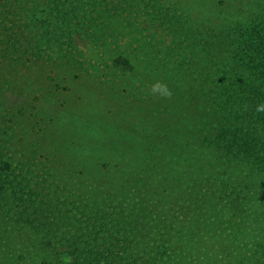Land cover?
<instances>
[{"label":"trees","instance_id":"1","mask_svg":"<svg viewBox=\"0 0 264 264\" xmlns=\"http://www.w3.org/2000/svg\"><path fill=\"white\" fill-rule=\"evenodd\" d=\"M46 6L45 34L66 36L71 66L120 71L149 93L165 82L168 134L179 138L165 139L161 165L134 170V182L91 183L71 207L32 199L52 253L43 264H264V0L213 23L164 0Z\"/></svg>","mask_w":264,"mask_h":264},{"label":"rangeland","instance_id":"2","mask_svg":"<svg viewBox=\"0 0 264 264\" xmlns=\"http://www.w3.org/2000/svg\"><path fill=\"white\" fill-rule=\"evenodd\" d=\"M164 1L213 23L256 0ZM46 10V0H0V264H43L52 257L37 233L46 227L30 219L32 199L46 196V207H71L91 183L109 185L122 176L134 182V170L161 165L165 139L179 138L168 134L176 126L163 113L162 97L150 98L120 71L71 66L66 36L45 34L52 25ZM74 41L83 59L87 42L80 34Z\"/></svg>","mask_w":264,"mask_h":264},{"label":"clouds","instance_id":"3","mask_svg":"<svg viewBox=\"0 0 264 264\" xmlns=\"http://www.w3.org/2000/svg\"><path fill=\"white\" fill-rule=\"evenodd\" d=\"M150 94L167 98L171 96V91L165 82L156 80L150 86ZM256 110L257 112H264V103L258 105Z\"/></svg>","mask_w":264,"mask_h":264}]
</instances>
